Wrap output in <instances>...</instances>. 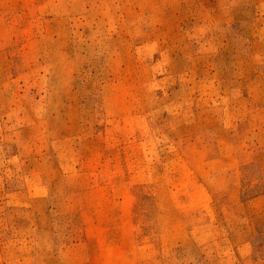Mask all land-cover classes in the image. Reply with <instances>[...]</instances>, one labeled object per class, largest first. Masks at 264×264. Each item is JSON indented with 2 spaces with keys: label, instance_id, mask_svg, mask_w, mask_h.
Returning a JSON list of instances; mask_svg holds the SVG:
<instances>
[{
  "label": "rangeland",
  "instance_id": "374dc122",
  "mask_svg": "<svg viewBox=\"0 0 264 264\" xmlns=\"http://www.w3.org/2000/svg\"><path fill=\"white\" fill-rule=\"evenodd\" d=\"M0 264H264V0H0Z\"/></svg>",
  "mask_w": 264,
  "mask_h": 264
}]
</instances>
